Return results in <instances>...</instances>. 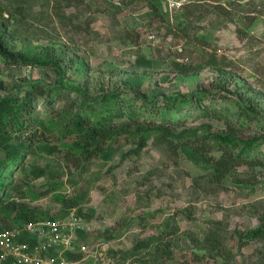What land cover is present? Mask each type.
Returning <instances> with one entry per match:
<instances>
[{"label":"rangeland","instance_id":"obj_1","mask_svg":"<svg viewBox=\"0 0 264 264\" xmlns=\"http://www.w3.org/2000/svg\"><path fill=\"white\" fill-rule=\"evenodd\" d=\"M1 10L8 47L56 60L64 79L58 88L55 69L0 57V97L34 86L33 116L57 126L7 170L4 201L15 210L5 218L82 216L89 228L73 253L82 264H264V235L240 239L264 223V0H0ZM50 88L62 94L53 107L37 91ZM106 93L121 94L138 125L99 147L62 135L84 97ZM197 95L207 97L202 106ZM145 101L158 109L146 120ZM205 106L221 116H203ZM226 120L241 124L237 137L259 139L261 163L236 160L218 181L207 158L222 149L203 136L229 134ZM166 127L203 136L162 141ZM46 142L62 153L38 152ZM69 146L77 164L64 157ZM160 245L166 252L155 259Z\"/></svg>","mask_w":264,"mask_h":264},{"label":"trees","instance_id":"obj_2","mask_svg":"<svg viewBox=\"0 0 264 264\" xmlns=\"http://www.w3.org/2000/svg\"><path fill=\"white\" fill-rule=\"evenodd\" d=\"M155 9H158V4L153 2L152 4ZM7 18L3 16V10L0 11V21H3ZM0 57L3 60V63L6 65H33L40 66L48 69H55L61 76L59 81V86L64 82L62 68L58 62L54 59H43L37 56L24 55L21 53L13 52L5 42L4 36L0 30ZM180 72L186 74L192 71L186 66H182L179 69ZM40 98H44L47 104H50L52 107L55 102L62 97L61 92L57 91L54 88L47 89L46 91L38 90ZM35 87L27 88L21 94L20 90L14 92V94L0 97V213L3 218L9 216L14 210L12 206H15V203H6L4 201V194L8 190L9 185H11V179H8L5 175L9 168L18 165L21 163L26 155L33 154L35 150H32V143L35 139L45 137L46 133H51L57 127L55 124V119L45 121L43 119H36L33 116L34 110V98ZM121 94L119 93H106L101 97V100L98 98L93 99V101L88 100L87 97H84L79 105L75 116L72 117L67 122V126L62 130V135L69 136L75 135L77 143H84V146H96L99 147L101 144H104L106 141L110 140L114 135L118 133L121 126L128 125H138L140 118L136 114V109L132 106H125L124 102L120 100ZM198 101L201 103L206 100L207 97L203 95L196 96ZM193 99V98H192ZM192 99H186V104H190ZM146 105L142 112H149L147 116L144 117L146 120L149 115H157L158 109L156 108V102L145 101ZM174 107V106H170ZM205 108L203 111V116L217 117L221 114L217 113L215 110L212 112L210 109ZM129 118L126 120V118ZM143 120V121H145ZM141 123V122H140ZM121 124V125H119ZM140 125V124H139ZM226 125L229 129V134L226 136L222 135H202V132L199 130L192 131H180L176 132L169 128L163 129L162 133L159 134L161 137L158 139L162 141L169 142H182L185 139H197L201 136L210 141L218 142V145L222 149V154L220 157L208 156L209 163L214 167L213 178L220 181L223 177L226 176L227 172L230 171L232 165L236 160L244 163H255V158L258 162L259 158L255 153V150L258 148L260 142L257 137H250L248 139L237 137L236 134L241 132L240 128L233 124L232 121L226 120ZM243 128V127H242ZM61 135V136H62ZM151 133L149 131H144V134L139 138L138 146L141 148L147 143V140ZM76 142V141H75ZM75 144V143H74ZM68 152L64 153L66 160L77 164V158L73 153L77 151L69 146ZM38 152H45L47 154L52 153H62L61 145L54 142H46L44 145L38 146ZM80 155L83 154V151H80ZM112 153V152H111ZM29 154V155H30ZM28 155V156H29ZM104 155V153H103ZM110 154H106L109 156ZM207 157V156H206ZM7 189V190H6ZM77 202H70L71 207L76 205ZM79 214L82 212L79 210ZM65 213H61L52 218H61L66 216ZM30 218H45V217H35L34 214L31 215V212L20 211L18 214L19 220L30 219ZM264 235V223L257 227L250 229L246 232V235H240V239H249L260 237ZM153 240H141L137 243V249L148 248L152 245ZM166 247L160 245L154 250L153 258L157 259L160 254H165ZM73 258H78L77 255H71Z\"/></svg>","mask_w":264,"mask_h":264},{"label":"built area","instance_id":"obj_3","mask_svg":"<svg viewBox=\"0 0 264 264\" xmlns=\"http://www.w3.org/2000/svg\"><path fill=\"white\" fill-rule=\"evenodd\" d=\"M88 228L76 213L64 218L0 217V264H82L71 255L77 234Z\"/></svg>","mask_w":264,"mask_h":264}]
</instances>
